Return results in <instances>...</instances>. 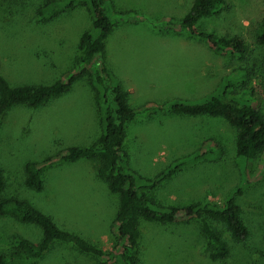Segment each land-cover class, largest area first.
I'll list each match as a JSON object with an SVG mask.
<instances>
[{"label": "rangeland", "instance_id": "obj_1", "mask_svg": "<svg viewBox=\"0 0 264 264\" xmlns=\"http://www.w3.org/2000/svg\"><path fill=\"white\" fill-rule=\"evenodd\" d=\"M45 1L0 0V75L11 87L50 85L77 70V44L90 28V14L86 7L77 6L39 16ZM193 1H109L111 12L122 14V21H116L105 39V67L113 84L127 93L131 107L147 108L125 126L126 173L154 180L185 161L148 196L161 207L179 208L198 202L221 205L232 196L248 237L236 243L224 226L205 219L229 249L225 260L211 262L199 219L179 217L175 223L140 219L137 258L139 264H264V175L243 180L235 159V132L223 119L173 114L169 109L175 101H204L226 76L242 69L249 73L248 81L238 82L235 90L253 88L264 115V45L253 41L254 28L264 17V2L223 0L219 14L199 19L189 31L177 21ZM168 19L177 24L167 27ZM203 33L240 37L247 46L244 60L210 49L199 37ZM101 128L95 93L86 78L36 109L13 107L0 121V168L5 182L0 199L26 202L59 229L110 251L116 242L111 229L118 196L98 178V160H57L42 170L41 191L24 186L26 162L58 156L70 147H88ZM257 165L255 159L253 170ZM0 235L9 241L41 240L39 227L8 216H0ZM8 253L10 247L0 243V254ZM96 262L71 245L53 242L31 264Z\"/></svg>", "mask_w": 264, "mask_h": 264}, {"label": "trees", "instance_id": "obj_2", "mask_svg": "<svg viewBox=\"0 0 264 264\" xmlns=\"http://www.w3.org/2000/svg\"><path fill=\"white\" fill-rule=\"evenodd\" d=\"M110 0H46L37 14L48 17L65 12L77 6H84L90 14V28L79 37L76 72L64 80L50 85L11 87L0 75V121L1 117L13 107L36 109L49 99L58 97L70 89L80 78H86L95 93V105L101 119V133L88 147H70L64 153L48 157L40 162H26L23 166L24 186L36 192L42 190V170L57 160L75 162L78 160H98L97 176L107 184L110 193L118 196L117 210L111 232L115 245L106 251L91 245L77 235L59 229L49 217L36 211L26 202L14 199H0V216H8L21 223L39 227L41 240L32 243L27 239L6 240L0 235V243L10 247V253L0 254V264H31L48 251L53 242L68 244L79 252L97 259L96 264H139L140 232L139 220L158 223H175L181 220L199 219L201 232L209 250L211 262L225 260L229 255L227 244L209 226L205 219L216 221L224 226L230 238L243 243L248 230L240 218V207L232 196L221 205L193 203L185 207H161L148 196L158 184L176 174L185 163L181 160L175 167L161 173L154 180L126 173L127 154L124 150L125 126L137 115L147 111L146 106L134 109L128 103L127 93L119 85L113 84L112 75L105 67L104 42L113 26L121 20L122 14L113 13ZM264 2V0H262ZM224 5L223 0H194L187 14L177 23L166 20L167 27L180 25L192 31L197 21L203 17L217 15ZM122 21V20H121ZM166 27V28H167ZM207 46L223 55L243 61L247 46L238 36L217 37L200 34ZM253 41L257 46L264 45V17L253 31ZM249 73L238 69L221 82L214 94L202 102L175 101L169 109L173 114L190 117L207 116L223 119L235 132L234 146L236 164L242 178L259 180L264 175V115L261 113V100L253 88L235 90V85L247 83ZM228 101H226V100ZM259 106L257 107V104ZM197 159V158H196ZM259 165L253 170V162ZM259 166V167H258ZM3 171L0 168V194L4 190ZM240 193V190H237Z\"/></svg>", "mask_w": 264, "mask_h": 264}]
</instances>
